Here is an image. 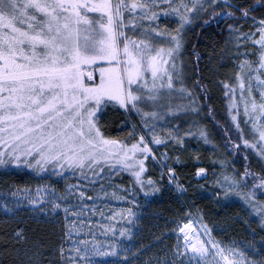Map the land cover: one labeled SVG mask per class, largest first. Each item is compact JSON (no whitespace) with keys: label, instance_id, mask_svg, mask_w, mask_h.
<instances>
[{"label":"snow or ice","instance_id":"snow-or-ice-1","mask_svg":"<svg viewBox=\"0 0 264 264\" xmlns=\"http://www.w3.org/2000/svg\"><path fill=\"white\" fill-rule=\"evenodd\" d=\"M205 4L209 6L207 9ZM200 12L211 13L201 24L204 29L211 28L213 23L218 28L223 20L231 21L221 32L226 33L224 51L235 48L231 58L239 61L240 71L234 75L239 82L244 114L253 119L251 141L243 139V146L256 149L260 168L258 173L252 172L247 164L250 157L245 155L242 173L224 176L223 182L215 181L219 185L214 193L216 203L222 206L239 203L241 215L236 219L247 224L245 217L250 218L264 234V122H258L264 121V0H199L191 7L184 0H0V164L26 165L39 171L50 166L52 175L71 172L77 182L67 185L64 193L53 191V199L46 201L52 205L53 216L59 215L58 210L63 208L65 213L74 211L79 219L80 212L86 210L79 205L93 199L86 196L81 182L96 185L120 170L132 172L139 185L138 191L125 189L134 191L132 205L137 206L136 197L141 194L150 201L161 189L151 177L147 185L141 179L148 161L160 168L161 182L165 172L170 188L173 181H178L176 169L187 166L181 154L186 151L185 138L191 134L190 129L183 133L180 129L189 121L169 123L160 133L151 121L159 118L160 110L166 109V114L174 111L165 100L177 90L187 99L183 112L175 110L179 115L199 116L204 108L211 111L209 105L201 103L209 91L204 83L206 69L199 63L202 57L196 53L190 75L182 60L183 34L192 16ZM126 13L133 26L136 25L133 13L142 21L155 22L156 26L145 35L166 38L168 46L156 47L149 39L129 36ZM169 14L179 17L174 33L160 30L159 21ZM98 62L104 65L99 68V83L91 72L86 82L82 67ZM188 80L192 81L191 88L186 85ZM225 88L234 91L227 84ZM109 108L125 117H141L139 126L133 125L125 140L105 135L104 117ZM179 115L171 119L179 120ZM232 120L237 117L233 115ZM121 123L129 127L127 119ZM200 135L207 141L203 131ZM160 148L165 151L157 154L154 149ZM195 162H200L198 156ZM220 166L223 168L225 162L221 161ZM206 177L204 167L195 168L193 178ZM104 187L101 185V193ZM175 188L180 195L187 194L182 183L177 182ZM230 194L241 200L230 199ZM74 199L79 205L70 204ZM38 202L30 200L33 206ZM3 207L6 214L18 211L7 204ZM40 211H44L43 206ZM127 214L132 219L140 218L131 208ZM174 223L177 242L158 253L155 264H264V235L260 237L259 248L246 245L252 253L247 256L216 241L211 235L213 229L202 218L201 235L207 239L198 238L195 243L189 239L192 234L189 225L194 220L181 217ZM256 234L253 229L251 235ZM67 235L72 233L69 231ZM8 239L19 244L26 237L17 226ZM59 251L63 259L64 248ZM124 251L132 253L131 247ZM88 253L86 247L75 248L77 257H86ZM236 255L243 256V260L230 258ZM137 258L131 255L132 260ZM70 264L78 262L73 259ZM120 264H130L128 256ZM147 264H152V259Z\"/></svg>","mask_w":264,"mask_h":264},{"label":"trees","instance_id":"trees-1","mask_svg":"<svg viewBox=\"0 0 264 264\" xmlns=\"http://www.w3.org/2000/svg\"><path fill=\"white\" fill-rule=\"evenodd\" d=\"M184 2L191 7L193 2H199V0H184ZM208 7L205 4V8ZM215 11L219 13L220 9ZM132 15L136 20L135 26L127 20L128 14L126 13L125 22L128 25L129 36L135 35L137 39H149L156 47L168 46L166 38L161 40L145 35L149 28L156 26L155 22L142 21L139 15L134 13ZM210 15V12L208 15L200 12L192 16L191 24L186 26L183 34L182 60L186 66V72L190 75L192 65L196 61V53H199L202 57L199 63L201 67L206 69L203 72L206 78L204 83L208 84L209 91L206 94L207 98L202 100L201 103L209 105L211 111L209 108H204L199 116H184L175 111L179 109L176 105L174 111L175 115H179V120L170 117L161 120L157 124V131L160 133L168 127L169 123L175 125L183 120L189 121L182 124L180 129L182 133L191 130V134L185 138L186 151L181 154V160L187 166H178L176 169L177 182L185 186L187 194L180 195L175 187L170 188L168 177L165 175L163 182H161L160 168L148 161V170L143 177V182L147 185L148 177H151L153 181L157 182L161 192L157 196L151 197L148 203H146L147 201L142 194L139 195L140 202L142 204L146 203V206L143 208L137 224L134 249L128 257L130 264H147L149 259H152V264H155L157 254H162V250L170 249L177 242L174 221L181 217L190 219L194 212H200L204 216L220 239L237 238L248 242L253 240L254 236L251 235L253 229L256 230V238L264 235L260 233L257 223L252 222L250 218L245 217V219H248L247 224L236 219L238 215H241L239 203L222 206L216 203L217 198L214 195L219 188V185L215 183L217 179L223 182L224 176L232 177L236 173L244 171L246 165L245 155L250 157L247 164L252 172L258 173L260 168L257 164L256 149L243 146V139L247 138L251 141L253 119L244 114V103L241 100L239 82L234 75L235 72L240 71L237 67L239 61L231 58L235 48H231L227 52L224 51L226 33L222 35L221 32L227 28V24L231 21H221L218 28L215 23L211 28H202V22L208 20ZM254 15H258V13ZM178 20L179 17H176L175 14H169L167 19L159 21L160 30L167 29L168 32L174 33L178 26ZM133 27L136 29L135 32L131 30ZM245 31H247V28ZM194 79L195 77H193ZM209 79L211 83H208ZM225 84L234 91H228ZM186 85L191 88L192 81H186ZM178 88L179 86H177ZM175 93L180 95L178 90ZM257 101L259 102L258 97ZM182 103L183 105L187 104V99L184 96ZM179 110L183 112L184 109ZM233 115L237 117L236 121L232 120ZM124 119L129 122L128 116L125 117L109 108L104 117L105 135L123 140L121 133L124 127L121 121ZM132 120L139 126L141 120L137 115H133ZM201 131L206 134L207 141L201 137ZM154 150L157 153L165 151L163 148ZM171 154L175 156L177 153ZM197 156L200 158L199 163L195 162ZM221 161L225 162L223 168L220 166ZM196 167H204L207 170L205 179L193 178ZM233 169H235V172ZM213 173L216 175L214 176ZM46 177L47 175L42 176L29 169H18L10 164L0 165V182L5 183L8 180V182H17L21 185L29 180H41ZM106 180L139 190L135 177L124 170L117 171ZM69 181L74 182L76 179L70 177ZM229 198L237 201L241 200L240 197L234 194H230ZM220 199L223 200V195ZM17 226L23 230L26 237L19 244L8 239ZM217 227L224 228L225 231L220 232ZM64 237L65 229L61 223L36 220L23 213L9 216L0 211V264H63L59 249ZM6 240L7 243H5ZM140 249H143V251H138ZM132 254H135L138 258L132 260ZM109 264H120V261Z\"/></svg>","mask_w":264,"mask_h":264},{"label":"rangeland","instance_id":"rangeland-1","mask_svg":"<svg viewBox=\"0 0 264 264\" xmlns=\"http://www.w3.org/2000/svg\"><path fill=\"white\" fill-rule=\"evenodd\" d=\"M102 66L104 65L100 64L99 62L96 65H84L81 70L84 73L85 81L87 82L88 73L91 72L93 73L95 82L99 83V68ZM253 81L255 84V80ZM258 91L259 89H257V92ZM182 101L183 96L177 95L176 93L169 94L165 100L166 103L171 105L173 110H175L176 105L179 109H184L186 104L183 105ZM166 111V109L160 110L159 118L151 122L157 125L161 120L175 115V111L167 114ZM128 117L129 127H124L123 132L121 133L123 140H125L129 135L130 128L133 125H136L132 120V116ZM137 117L141 120L140 116ZM127 142L131 143L132 141ZM7 159L8 157H5V160ZM7 164H10L12 167H16L18 169H29L26 165H15L11 163ZM29 170H32L42 176L47 175V177L41 180H29L21 185L17 182H8V180H6L5 183L3 181L0 182V211L5 213L3 206L7 204L9 208H18V211L7 214L9 216H15L17 214L23 213L30 215L36 220L48 222L58 221V223H61L65 229V237L63 238L62 245L60 246V248H64V257L62 259L63 264H70L73 259L77 260L78 264H109L122 261L126 256L129 257L130 254L126 253L124 249L131 247L133 251L136 237V228L139 219L130 218L127 214V210L131 208L132 211L140 217L143 208L146 206V203H148L147 201L146 203L142 204L138 196L136 197L137 206L134 207L132 205L131 198L134 195V191H125V189L136 190L135 188L126 187L120 183L106 179L101 180L100 183L96 185L87 184V182H81L82 190L86 188V196L93 197V199H86L83 205H79V201L75 199L70 201V204H78L81 209L86 208V210H82L80 212V218H77L74 211L65 213L63 208L58 210L59 215L53 216L52 205L50 203H46V201L53 199V191H55L56 194L64 193L67 185L75 184L77 181H69V178L73 176L71 172H68V170H65L67 174L62 175H52V169L50 166L46 167L44 171H39L38 169ZM147 170L148 168L146 167L145 172L141 175L142 180ZM126 172L132 174L130 171ZM165 176H167L166 172ZM176 183L177 181H173L172 186L175 187ZM101 185L105 186L103 193L100 192ZM37 189H39V192ZM13 193H15V195H13ZM31 199L38 200V204L35 206L31 205ZM17 201H19V204H17ZM41 206L44 208L43 212L40 211ZM201 218L205 223H207L209 228H212V226L209 225L200 212H194L190 218L195 221V223H193V237L190 239L193 243H195L198 238L201 240L207 239V237L201 235L203 231L202 227H200ZM212 229V237L216 241L222 242V246H232L237 252H243L247 256H251L252 253L247 250L246 245H255L257 248L260 246L261 241L260 238H256L257 235L253 237V240L248 242L237 238L220 239L216 236L214 228ZM217 230L220 232L225 231L224 228L218 227ZM69 231L72 233L70 236L67 235V232ZM233 241L236 242L234 245L232 244ZM180 242L183 244V240ZM76 247L88 248V255L86 257L75 256ZM230 258L240 261L243 260V256L240 255L230 256Z\"/></svg>","mask_w":264,"mask_h":264},{"label":"bare ground","instance_id":"bare-ground-1","mask_svg":"<svg viewBox=\"0 0 264 264\" xmlns=\"http://www.w3.org/2000/svg\"><path fill=\"white\" fill-rule=\"evenodd\" d=\"M189 228L191 229V233H192V231H193V229H194V225L193 224H190L189 225ZM193 236H192V234L189 236V239H191Z\"/></svg>","mask_w":264,"mask_h":264}]
</instances>
